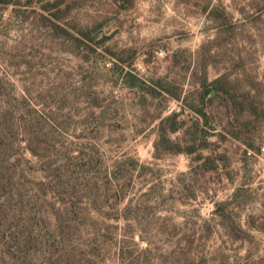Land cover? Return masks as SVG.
<instances>
[{
  "label": "rangeland",
  "instance_id": "rangeland-1",
  "mask_svg": "<svg viewBox=\"0 0 264 264\" xmlns=\"http://www.w3.org/2000/svg\"><path fill=\"white\" fill-rule=\"evenodd\" d=\"M45 1L0 17V264H264V0ZM203 72L216 167L155 157Z\"/></svg>",
  "mask_w": 264,
  "mask_h": 264
},
{
  "label": "trees",
  "instance_id": "trees-1",
  "mask_svg": "<svg viewBox=\"0 0 264 264\" xmlns=\"http://www.w3.org/2000/svg\"><path fill=\"white\" fill-rule=\"evenodd\" d=\"M33 1L34 0H26V3H32ZM78 1L79 0H46L41 4L40 8L44 11L47 21L52 26H61ZM127 1L129 0H122L121 2L126 3ZM16 3L17 0H0V17L4 8L15 5ZM201 9L216 23L217 29L222 31L223 29L228 30L232 27V20L221 7L203 4ZM84 37H88L87 33L79 32L78 39L81 40ZM203 73L204 74L199 80L198 91L195 93L199 102L196 104L183 103L179 111L171 112L159 120L158 138L154 143L155 157L166 152L184 153L186 155H195L191 159H193V161H201L206 169H213L216 167L215 163L217 158L212 155H203L202 153L203 150L208 149V137L211 133L209 129L213 126L209 121L208 104L204 100L206 98L211 101L212 96H210V94H212V91L218 92L221 88L217 86L218 80L208 81L206 73ZM155 83L157 87H163L160 85V82L157 81ZM153 90L155 91V88H153ZM165 91L168 92L169 90L165 89ZM172 95L173 98L180 100L179 95ZM250 106L252 107L251 104ZM233 108H238V103H232V109ZM252 108L255 113L257 108L254 106ZM185 111L194 114L190 124L187 126L184 117ZM261 112L264 113V111ZM178 131H182V137L172 139L171 134ZM259 227L260 226H257V228Z\"/></svg>",
  "mask_w": 264,
  "mask_h": 264
},
{
  "label": "water",
  "instance_id": "water-1",
  "mask_svg": "<svg viewBox=\"0 0 264 264\" xmlns=\"http://www.w3.org/2000/svg\"><path fill=\"white\" fill-rule=\"evenodd\" d=\"M214 91H212V94H213Z\"/></svg>",
  "mask_w": 264,
  "mask_h": 264
}]
</instances>
